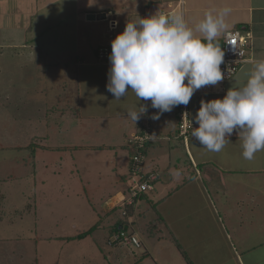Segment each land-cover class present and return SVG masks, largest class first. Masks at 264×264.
Wrapping results in <instances>:
<instances>
[{
    "label": "crops",
    "instance_id": "crops-1",
    "mask_svg": "<svg viewBox=\"0 0 264 264\" xmlns=\"http://www.w3.org/2000/svg\"><path fill=\"white\" fill-rule=\"evenodd\" d=\"M72 1H74L73 12L76 19L72 27H69V21L65 16H60L56 22L52 21L53 15L47 18L40 17L43 8H48L49 5L57 7L58 4H67ZM102 1L84 3L83 0H0V74L4 75V61L8 62V66L12 69L11 75H14V71L21 72L18 71L20 67L27 70L32 66L39 71L37 73V71L27 70L24 77H31L30 86H32L33 95L29 98L24 95L25 91L20 89L21 97L19 100L12 101L13 108L18 110L23 107L25 109L32 104L33 107L40 104L46 105L48 110L52 109L49 108L52 105H49L46 99L48 97L47 83H53L57 84V88L61 86L64 90L68 89V98L71 99L72 104L76 102L73 106L78 107L74 115L81 116V105L87 101L83 98L87 89V81L90 82L96 78L94 72L81 76L78 70L76 76L73 75V78L77 81L79 79V82L85 79L86 88L72 89L74 81L64 87V84L56 83L54 78L57 82L64 80L80 67L77 66L73 70L74 66L68 65L65 61H69L67 58L84 53L81 50V44L88 39V36L84 37L88 28L90 34H94L95 23L107 20L110 15L108 27L110 21H116L117 28L114 30L116 31L119 30L121 23L126 25L129 17L130 21L135 22L140 16L146 17L156 12L170 11L181 1L184 2L185 7V22L194 32L209 10L215 14L224 7L231 9L226 17L228 25L226 31L214 41L223 52L224 37L227 32L240 30L244 36L250 37L249 46L246 49L247 61L241 64L236 75L224 84L222 92L207 95L204 98L198 96L191 98L189 108L193 128L199 126L195 121V116L202 100L222 99L229 89L243 87L254 70L255 63L264 60V0H109L104 3ZM53 9L55 11V8ZM45 13L47 15L48 11ZM90 14H105L106 19L88 20L87 16ZM119 19L122 22L119 23ZM195 35L202 36L199 32H195ZM67 38L68 41L69 38L72 39L71 44L76 46L75 54L71 49L68 52L63 51V43ZM43 45H45L44 48ZM74 58L82 60L81 64L86 66L81 56L73 57L70 61H75ZM16 61H19L18 68L14 69ZM2 85L4 89H0V108H7L3 111L0 109V118L8 119L12 118V115L7 112L10 108L7 100L11 97L8 98L9 95L5 92L4 79L0 83V86ZM89 91L92 98L88 100L91 102L98 100V97H95L98 87L92 85ZM78 93L77 103L75 99ZM41 94L44 95L43 100L40 98ZM58 95L63 98L64 94L58 93ZM44 102L46 103L43 104ZM17 110L14 112H17V117H21L22 112L19 113ZM66 113L64 119L67 118L69 121L66 123L72 124L68 117L70 113ZM84 113L86 114L82 115H87L88 118L98 117L97 112L86 111ZM120 113L118 110L113 115L117 119L120 115L124 123L122 129L126 132L131 129L130 135L133 134L139 122L132 128V125L125 122L127 121L125 116ZM49 114L46 112L47 119ZM148 114L147 109L144 115L149 119ZM99 115L102 119H98V124L101 126L104 124L103 127L111 133V143L115 141L113 146H117L110 147L112 158H117L116 163H113L123 168L125 163L121 158L125 156L119 153L120 147L116 145L118 140L114 139V132L111 128V126L118 128V124L107 118L106 113L100 112ZM53 116L54 114L51 113L50 122L54 119ZM166 117L160 116V121H156L157 124L153 130L154 140L147 149V160L144 166L145 174H158L159 185L156 186L154 183L153 191L142 194L143 196L134 205L128 206L123 205V202L127 195L128 182L126 180L128 181L129 174L127 173L130 172V159L126 164V175L122 178L118 176L119 180H116L118 172H115L114 184L109 180L113 185L111 188L113 192L105 197L116 198L118 209L122 212L128 211L123 213L121 219L113 223V229L107 233L109 240L127 225L128 231L140 238L143 244L141 248L145 249L144 254L142 252L140 254L139 264H264V151L257 152L253 160L244 159L243 142L239 140L236 131L229 137L230 142L226 143L220 152H209L203 148L200 142L192 137V132L187 144L184 145L177 134L176 112L174 125L171 121L167 122ZM24 119L15 122L21 125ZM75 123L72 126L73 130H76V126L79 125L78 121ZM100 125L93 132L94 136H100ZM52 128L54 126L51 130ZM93 138H88L87 145L75 143L74 146H69V148H76V151L71 149L67 155L81 152L83 149L105 152L101 146L91 144V141L104 140ZM182 144L185 150H182ZM182 151L185 156L181 154ZM149 160L151 164L147 163ZM182 160L183 163L185 161L188 163L189 166L186 163L182 166V168H189L188 172L184 170L181 172L179 163ZM35 168L37 170V166ZM120 170L118 168V171ZM85 177L90 178V175ZM97 177L103 180L105 176L100 173ZM179 181L181 182L178 184ZM83 183L82 179L83 187L89 188L91 185L89 180H86L85 185ZM170 184H173L171 190H169ZM178 185L179 187L176 188L175 186ZM180 189L185 196L176 200L172 192L175 191L176 194ZM105 197L97 202L102 203ZM106 220L111 221L112 218Z\"/></svg>",
    "mask_w": 264,
    "mask_h": 264
},
{
    "label": "rangeland",
    "instance_id": "rangeland-1",
    "mask_svg": "<svg viewBox=\"0 0 264 264\" xmlns=\"http://www.w3.org/2000/svg\"><path fill=\"white\" fill-rule=\"evenodd\" d=\"M93 1L96 0H83L84 3H93ZM106 1L109 0H103L102 2ZM97 2L99 3L100 0H97ZM73 6L74 1L67 4H58L57 7H50L49 5L48 8H43L40 17L45 16L47 18V16L53 15L52 21L56 22L60 16H65L69 21V27H72V24L76 21ZM53 8H55V11ZM44 10L48 11L47 15ZM110 19L111 16L109 15L107 20L97 21L94 25V34H90L89 28L86 32L84 31L85 33L83 32L84 37L88 36L87 41L81 44V50L84 53L73 57L81 56L86 66L81 64L82 60L74 58L75 61L72 62L70 60L73 57L67 58L66 55L69 61L65 62H68V65L72 64L74 66L73 70L77 66L80 67L74 73H70L71 76L64 80L57 82L54 78L56 83L64 84V87L74 81L72 89L86 88L85 79L79 82V79L77 81L73 78V75L76 76L78 70L81 76H86L87 73L93 71L96 78L90 82L87 81L86 93L83 96L87 101L81 105L80 112L82 114H86L84 113L86 111L97 112L98 117L96 118H88L87 115L82 114V117L77 116L80 117L77 118L74 112L78 110V107L73 106L76 102L72 104L71 99L68 98V89L65 88L64 90L61 86L57 88V84L53 83H47L48 97L46 99V102L52 105V107H49L52 109L48 110L45 107L46 105L36 103L37 105L34 107L32 104L29 108H19V113L22 112V115L17 117V112H14L17 109L13 108L14 105L11 103L21 97L20 89L24 90V95L29 98L33 95L31 93L32 86H30L31 77H24V75L27 74V70L37 71V73L39 71L32 66L27 70H24L23 67L18 68L19 61H16L14 62V69L18 68V71L21 72L14 71V75H11L12 69L8 66V62L4 61V75L0 74V83L4 79L5 92L9 95L8 98L11 97L10 100H6L9 102L8 107H10L7 112L12 115V118H0V264H139L140 254L145 252L143 248L137 249L126 243L113 244L109 240V235H107L113 229V223L117 219H121L124 212H128H122L121 209H118L116 198L108 199L107 197L113 192L111 182L114 184L115 172H118L116 180H119L118 176L120 178L125 176L127 173L126 164L129 159L131 168L134 150L128 145H131L130 141L137 134L139 127L137 123L146 116L141 115V118L135 123L128 116V111L130 109L138 110L140 104H144L147 105L149 112L147 116L151 119L153 130L154 126L156 127V121H160V118L155 120L151 118L159 111L151 107V101H139L131 90L126 93L125 97L117 100L107 90L108 73L111 65L110 62L99 61L96 51L101 46L111 47L112 41L126 27L124 23H121L119 30L111 31L108 27ZM120 22H122L121 19H119ZM129 22H132L130 17ZM71 40L69 38L68 41L67 38L63 43L64 52H68L70 49L72 52L76 50V46L71 44ZM42 47L44 48L45 45ZM37 77L35 76V81ZM77 84L78 87H76ZM92 85L98 87L95 96L98 97V100H93V102L88 100L91 97L89 87ZM0 89H4V86H0ZM58 93H63V98L59 97ZM43 97L44 95L41 94L40 98L42 100ZM75 100L78 103L79 93ZM6 108L0 109L3 111ZM118 110H120L121 115L125 116L127 120L125 122L132 125V128L136 124L138 125L133 134L130 135L131 129H128L127 132L122 129L124 123L121 121L120 115L118 119L113 115ZM46 112L54 114V119L51 122L50 114L48 119L45 117ZM66 112L70 113L71 116L68 115V117L72 124H68L67 118L64 119ZM100 112L106 113L107 118L116 121L118 124V128L113 126L111 128L114 132V139L118 140L116 145L120 147L118 149L119 153L125 156L121 158L122 162L125 163L123 168L114 164L117 158H112L110 147L117 146H113L115 141L111 143V133L103 127L104 124L102 126L98 124V119H102L99 115ZM175 112L176 106L172 111L164 112L160 116H167L166 121H171L174 125ZM3 117L5 118L4 114ZM23 118H25V121L21 125L15 122ZM75 121H78L79 125L76 126V130H73L72 126L76 124ZM112 124L114 125V122ZM84 125L88 126L87 129ZM98 125L101 126L100 136H94L93 132L98 128ZM52 126L54 128L51 130ZM13 137L15 138L13 139ZM89 137L103 139L104 141H91V144L101 146L105 152L80 149L81 152L67 155L71 149L76 151V148H69V146H74L75 143L78 145L86 144ZM182 150H185L184 145ZM181 154L185 156L184 151ZM147 163L151 164L152 162L149 160ZM185 163L188 165L186 161ZM185 163H183V160L179 163L181 172L183 170L185 172L189 171V168H182ZM118 168L121 170L118 171ZM100 173L105 176L103 180L97 177ZM89 175L90 178L85 177ZM81 178L84 183L86 180L91 182L89 188L81 185ZM158 183L154 185L157 186ZM172 186L173 184H170L169 190ZM175 187L177 188L179 185ZM174 192L172 193L176 196V200L185 196L181 189L176 194ZM180 192L182 194L179 195ZM102 197H105V199L102 203H98L97 201H102ZM110 218H112L111 221L106 220ZM93 227L95 228L93 233L83 240L67 239L75 237L86 230H92ZM123 230L128 231L127 225ZM138 239L141 246H143L139 237Z\"/></svg>",
    "mask_w": 264,
    "mask_h": 264
},
{
    "label": "clouds",
    "instance_id": "clouds-1",
    "mask_svg": "<svg viewBox=\"0 0 264 264\" xmlns=\"http://www.w3.org/2000/svg\"><path fill=\"white\" fill-rule=\"evenodd\" d=\"M230 11L206 12L195 29L202 36L195 35L180 12L128 21L111 43L107 90L117 100L131 90L139 101H151L159 110L154 120L175 106L188 105L195 91L224 79V52L214 41L226 31ZM146 113L147 106L140 104L128 116L136 123ZM195 121L199 126L192 137L209 152H220L234 131L243 142L244 159L264 151V60L255 63L243 87L229 89L222 99L202 100Z\"/></svg>",
    "mask_w": 264,
    "mask_h": 264
},
{
    "label": "built area",
    "instance_id": "built-area-1",
    "mask_svg": "<svg viewBox=\"0 0 264 264\" xmlns=\"http://www.w3.org/2000/svg\"><path fill=\"white\" fill-rule=\"evenodd\" d=\"M180 12L183 14L185 19V7L184 2H179L170 11L160 13H172ZM151 16V15H148ZM146 16V17H148ZM117 28L116 21L109 22V29L114 31ZM249 36H244L240 30L227 32L224 37V61L221 64V70L224 73V79L218 82L216 85H208L201 87L195 91L194 96L204 97L211 94H219L222 92L224 84L231 80L241 64L247 61V47L249 46ZM111 54V47L101 46L98 48L96 55L101 62H110L109 56ZM187 82V81H186ZM177 111V122H178V137L182 139L185 145L188 142V138L192 132V122L190 117V108L188 105L176 106ZM139 127L136 136L130 141L131 145L136 144L138 148L143 149L145 144L154 140V131L151 125V121L144 116L139 120ZM133 141V142H132ZM135 146V145H134ZM130 147V145H129ZM136 147V146H135ZM133 149V148H132ZM134 150V149H133ZM132 154L131 168L128 176V188L127 195L124 197V204L131 206L136 201V198L140 194H147L154 190V182L158 178V174H145L144 166L146 156L139 149H135ZM113 244L126 243L127 245L141 248L140 241L138 238L125 231L118 232L114 237L111 238Z\"/></svg>",
    "mask_w": 264,
    "mask_h": 264
},
{
    "label": "trees",
    "instance_id": "trees-1",
    "mask_svg": "<svg viewBox=\"0 0 264 264\" xmlns=\"http://www.w3.org/2000/svg\"><path fill=\"white\" fill-rule=\"evenodd\" d=\"M106 46V45H105ZM109 47V46H108ZM98 50V49H97ZM97 52V51H96ZM176 118H177V111H176ZM177 134H178V130H177ZM190 137V136H189ZM179 138V137H178ZM189 139V138H188ZM153 142V141H152ZM152 142H149V143H147V144H145V146H144V148L143 149H140V148H138V146L136 145V144H134V145H130V147H132L134 150L136 149H139L141 152H143V154L147 157V149H148V147L151 145V143ZM182 142L184 143V141L182 140ZM184 145H185V143H184ZM128 147H129V145H128ZM159 178V177H158ZM158 178H157V180L154 182V183H156L157 181H158ZM1 185V184H0ZM126 193H127V189H126ZM141 196H143L142 194H140L139 195V197H137L136 198V200L135 201H137L138 199H140V197ZM5 198V197H4ZM136 203V202H135ZM134 203V204H135ZM133 204V205H134ZM95 230V228L93 227L92 228V230H89V231H86V232H83V233H81V234H79V235H77V236H75V237H72V238H67V239H77V240H83V239H85L87 236H89L91 233H93V231ZM115 234H117V233H115ZM114 234V235H115Z\"/></svg>",
    "mask_w": 264,
    "mask_h": 264
},
{
    "label": "water",
    "instance_id": "water-1",
    "mask_svg": "<svg viewBox=\"0 0 264 264\" xmlns=\"http://www.w3.org/2000/svg\"><path fill=\"white\" fill-rule=\"evenodd\" d=\"M88 20H105L106 15L105 14H90L87 16Z\"/></svg>",
    "mask_w": 264,
    "mask_h": 264
}]
</instances>
